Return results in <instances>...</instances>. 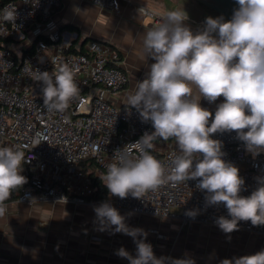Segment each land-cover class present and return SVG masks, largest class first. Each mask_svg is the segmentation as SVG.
I'll use <instances>...</instances> for the list:
<instances>
[{
	"label": "clouds",
	"instance_id": "1",
	"mask_svg": "<svg viewBox=\"0 0 264 264\" xmlns=\"http://www.w3.org/2000/svg\"><path fill=\"white\" fill-rule=\"evenodd\" d=\"M237 3L231 20L208 17L204 29L196 33L185 25L187 15L182 6L159 14L160 22L144 33V54L155 63L146 78L137 82L128 103L144 122L152 123L155 131L134 143L137 156L117 150L116 162L110 163L100 177L109 193L121 199L129 194L141 199L161 185L198 180L196 187L207 193L206 206L223 203L226 207L231 218L220 216L216 220L226 234L239 230L240 221L264 225V180L250 196L240 195L244 179L236 166L222 158V142L212 138L213 134L235 131L249 152L264 150V0ZM138 11L158 14L145 8ZM3 19L14 23L15 9L5 10ZM29 71L35 81L42 82L43 104L49 111H65L79 95L76 70L67 64L54 73L33 71L31 67ZM221 96L224 102L212 118V113L201 107L200 99L214 103ZM157 138L174 139L178 146L171 168L148 151ZM41 141L34 137L32 147ZM24 160L21 147L0 148V217L8 210L6 201L12 193L27 183L21 175ZM94 211L102 230L115 226V232L129 235L136 242L135 257L123 248L117 251L118 256L127 258L130 264H164V258L154 255L151 244L136 239L140 235L146 238L147 233L129 228L125 217L110 203L104 202ZM196 214L191 210L186 213L191 217ZM173 264L194 261L179 259ZM221 264H264V250L234 261L224 259Z\"/></svg>",
	"mask_w": 264,
	"mask_h": 264
},
{
	"label": "built area",
	"instance_id": "2",
	"mask_svg": "<svg viewBox=\"0 0 264 264\" xmlns=\"http://www.w3.org/2000/svg\"><path fill=\"white\" fill-rule=\"evenodd\" d=\"M85 1L106 10H112L118 2ZM60 5V0H10L0 5V148L21 147L25 156L21 175L27 178L19 195L6 201L7 206L10 200L26 204H89L97 190L91 174L96 178L106 174L107 166L116 162L117 150L137 156L134 143L145 133L155 131L136 108L118 106L111 100L128 82L117 52L96 40L83 38L82 44L74 48L64 39L53 18ZM140 8L156 13L144 6H137V11ZM9 9H15L14 23L3 19ZM141 15L150 19L152 27L161 19L159 14ZM185 21L203 25L189 16ZM63 64L76 70L79 95L65 111H49L43 104L42 82L33 79L29 68L54 73ZM34 137L42 141L32 147ZM212 138L222 142V158L236 166L244 179L240 195L250 196L264 180V150L258 154L249 152L235 131L213 134ZM155 140L148 151L171 168L179 151L175 140L169 139L171 145L162 151L155 147ZM197 183L198 180H189L178 185L164 184L141 199L131 194L121 199L107 189L105 202L118 212L219 227L218 217H231L223 203L206 206V190L198 189ZM92 203L99 207L104 202ZM190 210L197 214L186 215ZM238 228L264 235V225L253 226L250 221H240ZM149 232L162 237L155 229Z\"/></svg>",
	"mask_w": 264,
	"mask_h": 264
},
{
	"label": "crops",
	"instance_id": "3",
	"mask_svg": "<svg viewBox=\"0 0 264 264\" xmlns=\"http://www.w3.org/2000/svg\"><path fill=\"white\" fill-rule=\"evenodd\" d=\"M60 1L53 18L72 47L77 48L84 38L107 43L117 52L119 65L128 75L125 88L111 97L118 106L132 107L129 94L155 63L143 51V35L152 27L151 21L137 11V6L158 14L182 6L187 16L203 22L198 25L184 21L194 33L204 29L208 17H220L193 0H118L112 10L85 0ZM222 102V96L214 103L200 99L201 107L212 114ZM154 144L162 151L171 145V140L157 138ZM90 203L26 204L10 200L6 214L0 217V264H130L116 253L123 248L135 257L137 245L133 237L115 232V226L102 230L94 211L97 206ZM119 213L129 228L147 233L146 238L140 235L136 239L151 244L154 255L164 258V264L179 259H190L194 264H221L224 259L234 261L264 250V235L241 230L226 234L219 227L198 222L182 224L177 220ZM152 229L162 237L150 233Z\"/></svg>",
	"mask_w": 264,
	"mask_h": 264
},
{
	"label": "water",
	"instance_id": "4",
	"mask_svg": "<svg viewBox=\"0 0 264 264\" xmlns=\"http://www.w3.org/2000/svg\"><path fill=\"white\" fill-rule=\"evenodd\" d=\"M198 4L208 8L225 21L231 20L234 10L238 9L237 0H193Z\"/></svg>",
	"mask_w": 264,
	"mask_h": 264
},
{
	"label": "trees",
	"instance_id": "5",
	"mask_svg": "<svg viewBox=\"0 0 264 264\" xmlns=\"http://www.w3.org/2000/svg\"><path fill=\"white\" fill-rule=\"evenodd\" d=\"M10 0H0V5L5 4L6 2H8ZM201 5V4H199ZM202 6V5H201ZM204 9H206L207 11L212 12L211 10H209L208 8L202 6ZM214 13V12H213ZM91 179L93 182V185L97 188L96 190V194L95 196L92 198V201L97 202V203H102L105 202L107 200V188L106 186L103 184V182L101 181L100 178H96L91 174ZM20 193V189L15 190L12 195H11V199L16 198Z\"/></svg>",
	"mask_w": 264,
	"mask_h": 264
},
{
	"label": "rangeland",
	"instance_id": "6",
	"mask_svg": "<svg viewBox=\"0 0 264 264\" xmlns=\"http://www.w3.org/2000/svg\"><path fill=\"white\" fill-rule=\"evenodd\" d=\"M146 1H148V2H150V1H152V0H146ZM210 13H213V12H210ZM215 14V13H214ZM216 15V14H215Z\"/></svg>",
	"mask_w": 264,
	"mask_h": 264
}]
</instances>
